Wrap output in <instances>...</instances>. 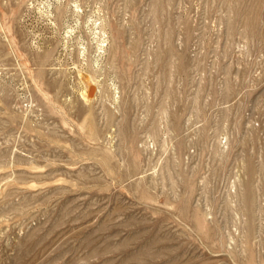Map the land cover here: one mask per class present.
Returning a JSON list of instances; mask_svg holds the SVG:
<instances>
[{
	"label": "rangeland",
	"instance_id": "rangeland-1",
	"mask_svg": "<svg viewBox=\"0 0 264 264\" xmlns=\"http://www.w3.org/2000/svg\"><path fill=\"white\" fill-rule=\"evenodd\" d=\"M0 264H264V0H0Z\"/></svg>",
	"mask_w": 264,
	"mask_h": 264
}]
</instances>
